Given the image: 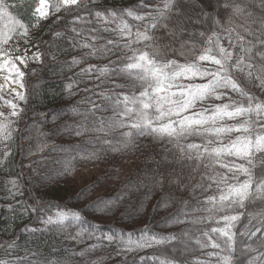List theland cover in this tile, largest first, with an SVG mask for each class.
<instances>
[{"label":"snow or ice","instance_id":"6c2138e0","mask_svg":"<svg viewBox=\"0 0 264 264\" xmlns=\"http://www.w3.org/2000/svg\"><path fill=\"white\" fill-rule=\"evenodd\" d=\"M28 6L30 18L25 23L13 14L23 5L0 0V72L7 73L5 80L21 89H12L14 99L5 101L10 111H0V156L4 158L0 166L11 154L14 133L25 112L16 101L24 105L29 101L26 73L19 65L28 69L30 62L44 64L47 57L56 60L66 49L68 54L79 50L78 57L59 65L68 71L80 68L68 77L62 91L72 97L79 89L85 95L71 109L50 114L53 119L69 117L71 123L51 129L50 134L70 139L49 144V133L40 132L46 117L24 129L30 135L23 139L36 138V147L28 155L44 154L40 155L44 159L60 154L55 159L60 166L54 172L65 182L74 178L77 164L103 163V180L97 178L82 187L78 200L87 199L112 180L121 171L122 160L144 156L146 167L130 174L115 197H99L88 207L103 213L118 211L126 197L146 189L160 195L154 212L177 207L166 221L187 227L160 235L145 226L134 237L115 229L105 232L89 224L80 211L45 204L42 198H33L32 205L17 201L24 214H36L45 225L43 229L26 228L33 236L49 231L50 225L61 232L75 226L78 230L69 239L83 243L87 234L86 239L99 243L79 252L65 249L64 255L53 247L44 252L37 243L25 246L21 256L20 245L13 240L6 246L0 244L13 257L0 259V264H70L74 257L86 259L97 248L113 245L115 257L125 258L145 248L167 251L177 242L185 243L187 251L183 238L190 242L192 228L213 220L217 225L223 221V227L197 228L206 239L195 240L207 260L197 257L191 264H264V98L252 91L264 92V0H127L120 4L115 0H32ZM52 16L56 17L54 24L68 18L65 31L50 29L57 41L66 43H56L55 51L45 52L33 34ZM225 38L227 46L222 43ZM90 59L101 63L81 66ZM81 84L85 85L82 89ZM71 138L79 142L72 143ZM34 163L26 166L31 169ZM50 181L51 173L38 176L36 184L46 189ZM23 184L19 173L7 181L5 199L22 197ZM214 185L218 195H206ZM53 207L58 209L54 215H40ZM6 210L17 211L11 205ZM217 213L225 214L217 217ZM242 216L247 223L237 234L233 229ZM215 233L225 239L221 241ZM208 248L218 251L205 252ZM112 258L108 253L90 264H106ZM149 261L178 264L175 258L157 252L140 257L139 264Z\"/></svg>","mask_w":264,"mask_h":264},{"label":"trees","instance_id":"16d2710c","mask_svg":"<svg viewBox=\"0 0 264 264\" xmlns=\"http://www.w3.org/2000/svg\"><path fill=\"white\" fill-rule=\"evenodd\" d=\"M112 2L113 0H109V3ZM122 2H127V0H115L117 4ZM16 3L23 5L22 10L16 14L26 23L30 18L31 9L28 5L31 3H23L18 0H16ZM67 19L61 20L59 24L49 26L42 24V28L35 32L36 42L40 44L42 50L45 52L55 51L56 43H60L61 45L66 43L63 40L57 41L51 34L50 29L65 31ZM80 54L79 50L72 51L68 54L66 49L64 53L57 56L56 60L47 57L44 64L33 65L25 72L24 82L27 84L29 101L27 105L23 106L25 112L23 120L18 125V131L14 133V140L11 143V154L8 159L4 160L3 166H0V244L2 245L6 246L7 243L13 240L22 246V248L25 246L35 247L37 243H40L41 249L44 252L49 251V248L53 247L58 254L63 255L61 254L64 248L63 241L54 231H45L42 235L36 233L35 236L26 231V228L43 229L38 221L37 215L34 213L24 214L23 209L17 203V201H22L28 205H32L33 198H42L45 204L50 203L65 206V210L80 211L89 224H93L96 221L106 231L110 229H115L116 231L129 229V232L134 235H139L140 230L147 226L151 230V233L166 232L173 234L187 227L186 225L177 226L171 220L166 221V217L171 216L177 210V207L161 208L154 212L160 195L157 192H148L146 189L134 191L131 196L126 197L120 202L118 211L103 213L88 207L99 197H115L123 185L128 183L130 174L136 173L138 169L146 167L144 156H131L122 160L120 163L123 167L112 180L93 191L87 199L78 200L76 195L82 187H86L97 178L103 180L104 169L106 167L103 163L95 166L89 165L87 167L82 164H77L74 178L69 177L65 182L63 178H57L54 172V169L60 166L55 162L56 157L60 154L52 153L51 155H45L44 159H40V155L44 154L28 155L29 149L36 147V138L33 137L31 140L23 139L22 137L30 135L24 129L26 125L32 124L33 122H41L46 117L47 123L40 124V132L49 133V144H58L70 139L67 136H51V129L66 123H71V120L68 116L53 119L50 114L71 109L85 95L79 89H76L77 95L72 97H69L66 91H62L64 84L68 82V77L79 72L80 68L77 67L72 69V71H68L67 69L59 67L66 59L71 60L73 56L78 57ZM181 62H184L183 58H181ZM91 63H101V61L90 59L81 66L87 67V64ZM29 69H34V74L30 73ZM92 86V84L87 85V87ZM84 87V84L79 86L80 89ZM252 91L256 93L259 90L253 89ZM41 113L45 115L42 116L40 115ZM40 139L44 138L40 137ZM71 139L72 143L79 142L74 138ZM45 153H47V149H45ZM9 161H11V164ZM31 161H36V163L32 164V168L30 169L26 165ZM22 165L25 166L21 167ZM18 173L22 174L24 178V195L16 199H5V184L9 180L17 178ZM49 173L52 174L53 181L47 182L46 189L39 187L36 184L38 176ZM29 178H31V183H29ZM131 178L134 180L135 175H132ZM56 179H59L60 182H55ZM197 195L199 196L200 193L198 192ZM8 205L16 208L17 211L15 213L7 211L6 208ZM246 223V216H242L240 221L236 222V227L233 231L237 232V234L243 231ZM236 239L240 240L241 237L237 235ZM183 240L187 243V251H185V243L177 242L175 248L168 246L167 251L163 247L150 248L148 254L152 255L154 252H157L168 258H175L178 264L180 261H183V264H185L193 257L199 255L200 250L195 242L192 240L190 242L188 241V237H184ZM2 250L3 248L0 247V254ZM59 250L60 252H58ZM133 260L135 258L130 257L125 264H133Z\"/></svg>","mask_w":264,"mask_h":264},{"label":"rangeland","instance_id":"374dc122","mask_svg":"<svg viewBox=\"0 0 264 264\" xmlns=\"http://www.w3.org/2000/svg\"><path fill=\"white\" fill-rule=\"evenodd\" d=\"M19 2H23V3H31L32 0H18ZM14 15H17L16 12L13 13ZM62 15V14H61ZM18 16V15H17ZM19 18V16H18ZM56 19L55 16H52L48 21H44L42 22V24H46V25H52L54 24L53 21ZM222 36L226 37V34H221ZM33 38L34 40H36V33L34 32L33 34ZM222 43L227 46V39H223L222 40ZM35 49H33L34 51ZM28 55L30 56L31 55V52L28 53ZM18 63V62H17ZM39 63H32L30 62L29 63V67L33 66V65H38ZM21 67V70L22 71H25L27 69L23 68L22 65H19ZM205 66H208V67H211L210 65H205ZM7 75V73H4V72H0V111H4V112H9L10 109L8 108V106L5 104V101L6 100H9V99H14V92L12 91V89H16V91H21V89H19V87L16 85V84H13L10 80H5V76ZM257 95L261 96L262 98H264V92H261L260 90L259 91H256ZM239 97H235L234 96V99H238ZM18 104H20L21 107L24 106L23 102H19V101H16ZM235 135V134H234ZM199 142V141H197ZM3 146L0 145V148H2ZM3 157L0 156V159H2ZM220 171H224L223 169H220ZM241 180L244 178V177H240ZM206 195H218V192L215 191V185L213 186V190L212 191H209ZM57 210L52 208L50 210V212L48 213H41V215H47V214H55ZM238 211H241V210H238ZM225 213H217V217L220 216V215H223ZM207 215V214H205ZM39 221V220H38ZM40 223V222H39ZM94 225H98L103 231L107 232L106 230H104L99 224H97V222L95 221L93 223ZM223 224L224 222L221 221L218 225L216 224L215 220L213 221H205L203 224L201 225H198L194 228H192V241L195 242L196 238H200L201 240H205L206 238L203 237L201 235V232L200 231H197V228L199 229H202L204 231H208L210 229V227H223ZM41 227L42 228H45V225H43L42 223H40ZM48 228L52 231H54L57 235L60 236L61 240L63 241V244H64V248L62 249V253L64 255V250L67 249L69 251V253L75 251V252H79L83 249H86L89 245L91 244H98L99 242L96 241L95 239H91V240H88L86 239V235L85 234V240L83 243H77V241L75 240H72V239H69L68 237L70 236H73L75 235V232L78 230L77 227L75 226H70L68 227L66 230H64L63 232L61 231H58L56 230V226H48ZM118 232H124V233H128L129 232V229H125L124 231H118ZM100 233H97V235H99ZM155 234H160V235H169V233H166V232H156ZM134 235V234H133ZM215 237H218L221 241L223 239H225L224 237H219V233H215L213 234ZM134 237H139V235H134ZM105 244L107 243L106 241L104 242ZM24 248H22V246H20V251H19V255L23 256L24 255V251H23ZM150 248H145L143 250H140V251H134V252H130L127 254V257H115V245L111 246V247H108L107 249H104V248H97V250L89 257H87L86 259L85 258H81V257H74L71 259L70 261V264H90V261L91 260H94V259H97L98 257H106L108 255V253H111L112 254V259H107L106 260V264H120L121 260H124L125 262L127 261L128 258L130 257H133L135 258V261L137 264H139L140 262V257L144 256V257H147V256H150L148 254V250ZM205 252L206 251H218V250H213L211 248H208V249H205L204 250ZM60 252V250L58 251ZM201 258L202 260H207V257L203 254L202 251H200V254L193 257L192 259H190L189 262H186L185 264H191L192 260H194L195 258ZM13 257L12 256H8L5 252H4V249L2 250L1 254H0V259H12ZM148 264H152L151 261L148 262Z\"/></svg>","mask_w":264,"mask_h":264}]
</instances>
